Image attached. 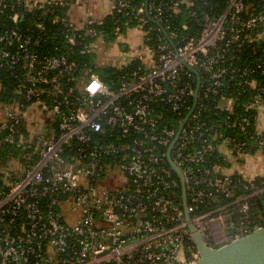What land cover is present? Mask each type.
<instances>
[{
    "label": "built area",
    "instance_id": "built-area-1",
    "mask_svg": "<svg viewBox=\"0 0 264 264\" xmlns=\"http://www.w3.org/2000/svg\"><path fill=\"white\" fill-rule=\"evenodd\" d=\"M196 1L112 0L110 12L125 11L143 33L125 63L142 65L113 89L71 58L73 47L99 53L101 20L60 15L64 0H14L6 22L0 0V264L197 261L168 155L207 247L259 228L250 204L264 193V167L239 177L231 165L264 153V3L201 0L199 29L174 27L171 17ZM20 9L36 11L33 22ZM152 30L155 45L145 42ZM58 33L61 44L50 45ZM233 51L248 53L246 66L233 65ZM232 80L248 94L243 112L224 97ZM6 148L16 152L4 166ZM215 153L230 166L212 161Z\"/></svg>",
    "mask_w": 264,
    "mask_h": 264
},
{
    "label": "trees",
    "instance_id": "trees-1",
    "mask_svg": "<svg viewBox=\"0 0 264 264\" xmlns=\"http://www.w3.org/2000/svg\"><path fill=\"white\" fill-rule=\"evenodd\" d=\"M6 2V22H9L8 15L13 12V3L14 0H4ZM130 1L133 4H139L142 1L145 0H127ZM252 3L254 4H259V3H264L260 2L259 0H251ZM72 0H64L63 6L59 9V14L60 15H65L66 12L70 10ZM207 7H210L212 5H218L222 6L223 5V0H207ZM202 1L198 0L196 1V5L193 8H188V7H182L180 13L174 14L171 17V21L174 27L181 25V24H186L189 26V31L194 32L197 29H199V26L197 25L198 20H200V11L205 7L201 4ZM200 8V10L198 9ZM20 11L25 15L26 19L28 22H33L35 19L37 12H25L24 10ZM195 12L194 15H192V12ZM127 18L128 16L125 15V11L121 12H116V11H111L109 12L108 15H106L102 20L101 24L96 25L97 30L100 32L102 35V40L100 42V47L101 50L99 53H87V54H81L79 53L80 47H73V55L71 58L79 65V68H92L98 75L99 77L106 83L108 84L111 88L115 89L116 85L118 83V80L121 76H124L131 68H134L136 65H142L141 62L137 59H132V61L129 63V65H123L121 67H115L112 65L104 64L100 60L104 57L101 53H103L102 49H107V47L111 46V44L116 40L117 36V29L119 28L120 34L124 32L125 29L129 28L127 25ZM154 22L148 23V25H154ZM48 26V25H47ZM61 24H50L48 27H50L54 32H57V28L61 27ZM60 33H58V37L54 40H50L49 44L52 45L53 43H58L61 44V39H60ZM150 39L145 40V42L149 45H155L157 44V37L158 34L155 33L154 30H152L149 34ZM94 38H89L88 42H93ZM124 49V48H123ZM233 55H235L233 65L237 68H242L246 66V61L249 62L247 59L248 53L246 51H233ZM10 82H6L4 86H6V95H9V92L11 90V86L9 84ZM241 85L238 80H232L228 83V86L224 88L225 91V98H232L235 101V110L237 112H243V109L241 107V104L243 102H246L248 100V94H243L240 93L241 91ZM172 115L165 113L164 114V119H169L171 118ZM227 134H235V130L233 129H228ZM9 150L6 148V151L4 153V157L2 160V164L5 166L7 164V157L10 155L15 154V150H13L11 153ZM67 153L69 151L66 149ZM65 151V152H66ZM253 151H255L253 148L249 153L253 154ZM251 155V154H250ZM249 155V156H250ZM264 156V153L262 154ZM6 156V158H5ZM0 157H2L0 155ZM212 161H215L219 164H222L224 166H230V163H227L223 156L219 153H215L211 157ZM243 158H238L234 161V163H242ZM234 175H237L239 177L243 176L242 173L238 171H233ZM245 177V176H243ZM181 188H178V198L179 202L182 205L181 201ZM251 228H256L260 226H264V193L256 196L252 199L251 204Z\"/></svg>",
    "mask_w": 264,
    "mask_h": 264
},
{
    "label": "water",
    "instance_id": "water-1",
    "mask_svg": "<svg viewBox=\"0 0 264 264\" xmlns=\"http://www.w3.org/2000/svg\"><path fill=\"white\" fill-rule=\"evenodd\" d=\"M147 1L148 0H145V5ZM189 69L195 72L193 68ZM196 92L197 90L194 92V98L196 97ZM168 158L172 169L179 178L185 220L193 243L200 255L197 261L187 264H264V226L256 228L249 234L217 248H209L204 244L201 234L191 221L187 207L186 186L182 172L172 162L170 155H168Z\"/></svg>",
    "mask_w": 264,
    "mask_h": 264
},
{
    "label": "crops",
    "instance_id": "crops-1",
    "mask_svg": "<svg viewBox=\"0 0 264 264\" xmlns=\"http://www.w3.org/2000/svg\"><path fill=\"white\" fill-rule=\"evenodd\" d=\"M71 3L70 16L73 21H80L86 17L102 20L109 14L112 0H72ZM263 167V155L246 156L242 163H232L231 165L233 171H238L250 177L257 174Z\"/></svg>",
    "mask_w": 264,
    "mask_h": 264
},
{
    "label": "rangeland",
    "instance_id": "rangeland-1",
    "mask_svg": "<svg viewBox=\"0 0 264 264\" xmlns=\"http://www.w3.org/2000/svg\"><path fill=\"white\" fill-rule=\"evenodd\" d=\"M143 33L137 27L127 28L121 34V38L115 40L107 49H102L104 57L100 60L104 64L123 66L128 56L138 53L137 48L142 46ZM126 46V49H123Z\"/></svg>",
    "mask_w": 264,
    "mask_h": 264
},
{
    "label": "flooded vegetation",
    "instance_id": "flooded-vegetation-1",
    "mask_svg": "<svg viewBox=\"0 0 264 264\" xmlns=\"http://www.w3.org/2000/svg\"><path fill=\"white\" fill-rule=\"evenodd\" d=\"M124 48H126V46H123Z\"/></svg>",
    "mask_w": 264,
    "mask_h": 264
}]
</instances>
